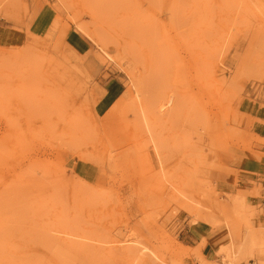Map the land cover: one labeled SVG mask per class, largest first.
Returning <instances> with one entry per match:
<instances>
[{"label": "rangeland", "instance_id": "1", "mask_svg": "<svg viewBox=\"0 0 264 264\" xmlns=\"http://www.w3.org/2000/svg\"><path fill=\"white\" fill-rule=\"evenodd\" d=\"M0 27V264H264V0H0Z\"/></svg>", "mask_w": 264, "mask_h": 264}, {"label": "bare ground", "instance_id": "2", "mask_svg": "<svg viewBox=\"0 0 264 264\" xmlns=\"http://www.w3.org/2000/svg\"><path fill=\"white\" fill-rule=\"evenodd\" d=\"M143 109V108H142ZM139 111V110H138ZM144 110H143V113H142V117H143V119H144V121H145V125H146V129H147V132L149 133V135L151 136V139H152V141L154 142V148L155 149H157L156 147H159V145H158V143H156L155 142V133H154V131H152L151 130V128H150V125H149V122H148V120H149V118H148V120H147V117H146V115L144 114ZM141 117V115H140V119L142 118ZM142 120V119H141ZM140 120V121H141ZM143 121V120H142ZM151 122V121H150ZM143 125V124H142ZM145 126H143V128H144ZM145 131V130H144ZM153 137V138H152ZM145 140V139H144ZM157 141V140H156ZM152 142V143H153ZM148 142H146V144H147ZM158 145V146H157ZM159 150V149H158ZM160 151V150H159ZM159 151H158V153H159ZM157 155V154H156ZM159 156V155H158ZM161 189V188H160ZM159 189V190H160ZM234 201V203L236 202L235 200H233ZM237 203H238V201H237ZM240 204V203H239ZM236 205H237V209L239 208V206H238V204H235V207H236ZM237 209H235L236 211H237ZM239 211V210H238ZM194 223V222H193ZM236 225V224H235ZM229 226V224H227V227ZM112 231V230H111ZM117 231V230H116ZM119 231V230H118ZM117 231V232H118ZM260 231V230H259ZM120 232V231H119ZM258 232V231H257ZM112 233H114V231L112 232ZM260 234H261V237L262 238H264V231H260ZM114 235H116V234H111V235H109V236H112V238H113V236ZM118 235H120V234H118ZM259 235V234H258ZM121 236V235H120ZM120 236H119V238H120ZM116 237V236H115ZM110 238V237H109ZM111 238V240H103V241H105V243L106 242H111V241H116V239H112ZM260 238V237H259ZM261 239V238H260ZM132 240V239H131ZM119 241V240H118ZM124 242V241H123ZM128 242V241H127ZM261 242H264V239H262L261 240ZM133 243V242H132ZM108 244V243H107ZM115 244V243H114ZM137 244V243H136ZM242 244H244V243H242ZM246 244V243H245ZM245 244H244V246H245ZM260 244V243H259ZM262 244H264V243H262ZM117 245V244H116ZM116 245H111V246H106V247H101L102 248V250L104 251V253L105 254H116V253H119L120 252V254L122 255V257L124 256V257H131V258H133V259H135L136 260V262H137V264H145L146 263V260H147V258H146V256H148V254H146V256H144V255H141V254H139L138 252H140V251H138L139 249H137V248H135V247H133V246H131V247H128V246H124V247H118V246H116ZM119 245V244H118ZM121 245V244H120ZM131 245V244H130ZM232 245V244H231ZM217 250H218V253L222 256V260H225L226 258L228 259V257H230V255H231V250H230V242L227 240L226 242H223V241H221V243L218 245V247H217ZM246 253V252H245ZM149 257V256H148ZM250 257V256H249Z\"/></svg>", "mask_w": 264, "mask_h": 264}, {"label": "crops", "instance_id": "3", "mask_svg": "<svg viewBox=\"0 0 264 264\" xmlns=\"http://www.w3.org/2000/svg\"><path fill=\"white\" fill-rule=\"evenodd\" d=\"M2 33H3V31H2V29L0 27V42L5 41V39H6V37ZM188 232H189L188 235H185V237H187L188 239L185 240L184 243H185V245H189V246H192L194 242L200 241V239L202 237H205L207 235L204 227L200 226V225L193 227V229L188 228ZM218 235H219L218 231L215 230L213 232V237H217ZM218 243H219V241L217 243L215 242V244H214L216 249H217V244ZM210 249H211V246L209 245V243L205 242L203 244L202 248H201V252H202L203 255H207V254L209 255Z\"/></svg>", "mask_w": 264, "mask_h": 264}]
</instances>
